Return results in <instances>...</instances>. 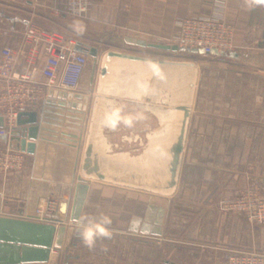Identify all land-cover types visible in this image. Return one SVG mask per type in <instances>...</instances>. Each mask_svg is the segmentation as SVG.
I'll return each mask as SVG.
<instances>
[{
  "label": "crops",
  "instance_id": "obj_1",
  "mask_svg": "<svg viewBox=\"0 0 264 264\" xmlns=\"http://www.w3.org/2000/svg\"><path fill=\"white\" fill-rule=\"evenodd\" d=\"M65 1L0 0V47L17 46L30 24L57 29L72 37L77 48L94 55L89 56L95 75L90 88L124 85L127 95L93 92L87 95V102L52 98L44 110L35 151L24 155L23 169L0 171V216L33 220L30 215L45 198L59 197L69 201L66 211L57 215L68 226L76 188L87 185L71 243L61 250L53 249L49 262L40 264H224L242 248L263 249L264 225L249 221L243 213L222 210L219 204L251 187L264 194V0L251 9L245 0H92L84 17L68 15ZM213 13H221L235 28L234 50L217 63L223 76L206 80L222 87L227 106L213 113L217 126L208 124V132L228 137L205 143L208 152L190 161L186 189L191 199L200 198L199 222L194 220L185 230L182 237L187 239H176L171 232L175 214L170 203L174 200L161 204L143 192H122L101 185L108 181L106 176L87 174L80 168L84 148L77 141L80 133L73 129L80 125L86 105L90 119L97 116L100 101L142 109L150 97L144 87L159 80L152 74L146 81L145 67L157 71L164 66L170 71L176 65V54H181L168 45L176 22ZM76 22L84 26L82 34L72 27ZM210 68L209 64L203 67ZM230 72L232 77H228ZM74 93L83 92L79 88ZM112 105L102 110L108 118L103 127L106 140L107 134L119 130L122 135H138L131 142L135 149H160V141H144L142 135L149 129L143 124L133 127L127 122L114 127L115 112L120 118L139 119L144 118L143 109L124 110ZM151 129L155 133V127ZM128 140L105 144L128 149ZM9 144L17 148L16 140ZM5 146L0 143V150ZM213 150L216 152H210ZM101 216L110 219L112 236L88 248L80 230L88 226V220ZM158 227L160 236L153 234Z\"/></svg>",
  "mask_w": 264,
  "mask_h": 264
},
{
  "label": "rangeland",
  "instance_id": "obj_2",
  "mask_svg": "<svg viewBox=\"0 0 264 264\" xmlns=\"http://www.w3.org/2000/svg\"><path fill=\"white\" fill-rule=\"evenodd\" d=\"M220 60L221 58H210L195 53H178L173 59L176 65L172 66L170 71L164 69V66L157 71L145 67L143 73L146 81L148 77L152 79V74H155L156 79L159 80H155L153 86L144 87L146 91H150V97L141 106L144 118H120L119 113L115 112L118 117L112 120L114 127L117 128L121 127V124L126 125L127 122L133 127L145 125V129L149 131L142 135L144 141H160V149H135L131 142L132 138L137 139L138 135L136 133L122 135L119 130L107 134L109 139L106 140L103 127L108 118L102 112L105 105L113 104L112 106L119 109L142 111L134 104L100 101L98 105L101 106L97 108V116L91 119L87 117L86 105L80 125H76L73 129L80 133L81 137L77 141L84 148L80 168L87 174L106 176L108 181L100 183L101 185H108L122 192L123 190L143 192L149 200L161 204H167V201L169 204L174 200L172 204L170 203L172 214H175L171 232L176 239H187L186 236L182 237L185 230L194 220L198 219L199 222L200 198L191 199V196L187 195L189 190L186 189L188 182L186 170L190 161L208 152L205 143L215 142L218 138L223 141L228 137V135L208 132L211 131L208 124L212 127L217 126L213 113L218 109L227 108L223 100L224 95L221 93L222 87L206 82L207 79H219L223 76L217 66ZM208 64L211 65L210 70H204L203 67ZM94 77V63L89 60L80 86L82 94L87 96L93 92L112 91L127 93V87L124 85L102 84L96 90L90 88L91 79ZM228 77H232L231 72L228 73ZM121 111L120 113L124 112ZM151 127H155V133H151ZM122 140L130 142L128 149H117L105 144L106 141L114 145L115 141ZM197 190L199 191V187Z\"/></svg>",
  "mask_w": 264,
  "mask_h": 264
},
{
  "label": "built area",
  "instance_id": "obj_3",
  "mask_svg": "<svg viewBox=\"0 0 264 264\" xmlns=\"http://www.w3.org/2000/svg\"><path fill=\"white\" fill-rule=\"evenodd\" d=\"M91 5L92 0H66L65 11L70 16L84 17ZM168 45L177 47L180 53L223 58L235 48V28L221 13L184 17L176 22ZM89 60V55L77 50L72 37L42 25H28L17 46L3 45L0 48V135H15L19 113L45 110L50 90L77 91ZM1 145L5 148L0 150V171L23 169L25 153L9 142ZM60 200L59 197L45 198L30 218L55 224ZM219 208L243 213L249 221L264 225V194H258L256 188L224 198ZM224 264H264V248L236 251Z\"/></svg>",
  "mask_w": 264,
  "mask_h": 264
},
{
  "label": "water",
  "instance_id": "obj_4",
  "mask_svg": "<svg viewBox=\"0 0 264 264\" xmlns=\"http://www.w3.org/2000/svg\"><path fill=\"white\" fill-rule=\"evenodd\" d=\"M172 48L177 49L175 46ZM77 50L94 57L88 49L83 51V49L77 48ZM52 98H61L62 100L81 99L84 102L88 100L86 95L62 90H50L47 104L52 102ZM43 118L44 110L38 113H19L15 135L11 137L0 135V143L16 140L17 147L22 152L33 154L36 147L37 133ZM45 132L43 131L44 134H46ZM86 192L87 185L78 184L72 201L68 226L57 216L66 211L67 202H69L66 199L60 200L59 210L54 218L55 224L0 216V264H40L49 262L53 249L61 250L71 243L74 232L73 224L79 221ZM159 222L160 218L157 223ZM153 234L160 236L162 234L160 228L154 229Z\"/></svg>",
  "mask_w": 264,
  "mask_h": 264
},
{
  "label": "clouds",
  "instance_id": "obj_5",
  "mask_svg": "<svg viewBox=\"0 0 264 264\" xmlns=\"http://www.w3.org/2000/svg\"><path fill=\"white\" fill-rule=\"evenodd\" d=\"M259 2L260 0H245L246 6L250 9L256 7ZM72 27L78 34H82L84 31V26L79 22L74 23ZM110 223V219L104 216H101L98 220H88V226L80 230L84 245L88 248H93L97 240L110 239L112 236V232L109 228Z\"/></svg>",
  "mask_w": 264,
  "mask_h": 264
}]
</instances>
